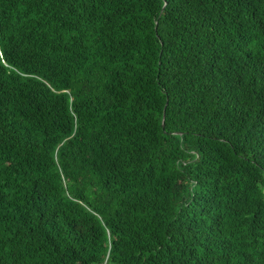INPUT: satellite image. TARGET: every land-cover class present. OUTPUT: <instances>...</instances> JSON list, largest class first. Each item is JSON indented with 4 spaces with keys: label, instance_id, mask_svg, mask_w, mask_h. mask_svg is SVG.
<instances>
[{
    "label": "trees",
    "instance_id": "16d2710c",
    "mask_svg": "<svg viewBox=\"0 0 264 264\" xmlns=\"http://www.w3.org/2000/svg\"><path fill=\"white\" fill-rule=\"evenodd\" d=\"M0 264H264V0H0Z\"/></svg>",
    "mask_w": 264,
    "mask_h": 264
},
{
    "label": "water",
    "instance_id": "95a60500",
    "mask_svg": "<svg viewBox=\"0 0 264 264\" xmlns=\"http://www.w3.org/2000/svg\"><path fill=\"white\" fill-rule=\"evenodd\" d=\"M163 126H164V123H163Z\"/></svg>",
    "mask_w": 264,
    "mask_h": 264
}]
</instances>
